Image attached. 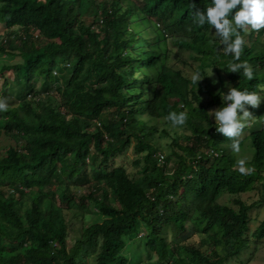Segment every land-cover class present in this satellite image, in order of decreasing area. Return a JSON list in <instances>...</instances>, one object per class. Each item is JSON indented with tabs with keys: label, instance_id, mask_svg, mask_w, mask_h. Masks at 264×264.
<instances>
[{
	"label": "trees",
	"instance_id": "trees-1",
	"mask_svg": "<svg viewBox=\"0 0 264 264\" xmlns=\"http://www.w3.org/2000/svg\"><path fill=\"white\" fill-rule=\"evenodd\" d=\"M208 3L0 0V56L18 57L0 61V264H225L247 248L253 205L217 198L264 185V101L246 105L240 132L251 172L236 166L242 139L215 132L207 112L225 82L264 92V28L240 32L252 79L225 71L231 54L194 18ZM69 213L82 218L70 243Z\"/></svg>",
	"mask_w": 264,
	"mask_h": 264
},
{
	"label": "clouds",
	"instance_id": "clouds-1",
	"mask_svg": "<svg viewBox=\"0 0 264 264\" xmlns=\"http://www.w3.org/2000/svg\"><path fill=\"white\" fill-rule=\"evenodd\" d=\"M194 18L199 25L214 27V33L220 38L224 46L225 55L231 54L232 60L226 64L225 71L238 73L242 70L247 79H252L253 71L246 62L240 61L239 56L243 45L240 32L243 30H260L264 28V0H209L207 6L201 11L195 10ZM209 74L210 68L208 70ZM204 76L199 71L191 73V82L196 86V82ZM227 91L223 95V105L209 110L208 116L214 120V131L224 137H236L244 127L245 121L251 116L247 106L255 108L264 99V95L256 91L239 89L225 82ZM3 105H0L2 108ZM187 116L184 111L170 112L167 119L173 125H182ZM232 150L240 151L237 140L232 142ZM238 171L244 173L245 170L251 172V167L245 168L243 159L236 161Z\"/></svg>",
	"mask_w": 264,
	"mask_h": 264
},
{
	"label": "rangeland",
	"instance_id": "rangeland-1",
	"mask_svg": "<svg viewBox=\"0 0 264 264\" xmlns=\"http://www.w3.org/2000/svg\"><path fill=\"white\" fill-rule=\"evenodd\" d=\"M139 1V0H136ZM134 24H132L133 26ZM214 33V29L212 30ZM152 33V32H151ZM166 45H169L170 47V53H172L169 56L168 61L171 63L176 62V56H174L173 51H175V46H172L171 44L166 43ZM164 43L160 44V49H164ZM18 57L16 56H0V61H17ZM186 70L189 71V68L186 67ZM13 73L11 71H7L4 74V77L7 78L9 82L8 89L11 88L9 91H12L13 89L17 88V84L15 80L13 79ZM3 76H0V84L3 80ZM58 82H60L58 80ZM39 84L40 80H37L35 82V89H39ZM264 95V92L261 94ZM264 101V99L261 100V102ZM215 109L211 108L210 110ZM261 118L264 117V113L260 115ZM239 138L242 139V142L240 144V151L239 152H234L236 155L237 160L243 159L245 162L250 159L251 154H252V146L250 142V138L248 135V129L246 131L240 133L238 135ZM163 145L165 146L166 149V143L169 141V138L166 136H163L160 140ZM10 143L9 140L0 138V149L5 148V146ZM138 156L132 148H130L126 152L125 156V165L129 171H134V164H132L133 159ZM241 198L245 200L248 203H251L253 206L251 207L249 211V216H250V222H249V229L247 231V238H248V246L244 250H242L241 254L237 257H233L229 259L225 264H264V237L261 239H255L253 236V232L255 228L258 226L260 221L264 218V185L258 184L253 190L242 193L240 195H235V194H229L227 192L221 193L217 200L222 203H226L228 205H231L233 207H236L237 205L235 204L234 200L236 198ZM69 219H70V227H69V243L72 241V239L78 235L80 225L82 218L80 214H70L69 213ZM198 228L202 226L201 223L196 224ZM144 231L141 230L139 233V236L142 235ZM190 234L192 233L189 232ZM197 235H202L201 233L194 234L190 237L191 239H197ZM220 249V247H219ZM131 255V254H130ZM142 264V263H140Z\"/></svg>",
	"mask_w": 264,
	"mask_h": 264
}]
</instances>
